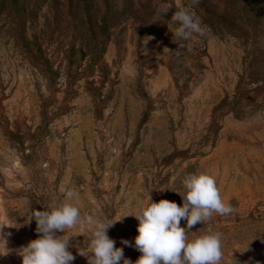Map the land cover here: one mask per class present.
Listing matches in <instances>:
<instances>
[{
    "label": "rangeland",
    "instance_id": "1",
    "mask_svg": "<svg viewBox=\"0 0 264 264\" xmlns=\"http://www.w3.org/2000/svg\"><path fill=\"white\" fill-rule=\"evenodd\" d=\"M190 3L0 0V264H21L31 212L68 190L135 262L132 215L148 194L182 206L196 172L234 211L189 240L219 232L220 264H264V0H199L205 35L185 40L172 16ZM67 236L88 264L87 224Z\"/></svg>",
    "mask_w": 264,
    "mask_h": 264
},
{
    "label": "clouds",
    "instance_id": "2",
    "mask_svg": "<svg viewBox=\"0 0 264 264\" xmlns=\"http://www.w3.org/2000/svg\"><path fill=\"white\" fill-rule=\"evenodd\" d=\"M199 0L176 9L172 21L179 27L175 36L189 39L192 34L205 35V27L197 16L194 7ZM184 193L178 194L182 206L176 202L160 200L153 202L148 194L149 203L132 215L137 221L138 235L134 238V247L141 253L133 262L124 257L123 248L115 247L116 241L108 236V230L116 221H99L92 216L82 218L80 209L70 201L78 197L74 190H68L64 202L48 205V210H33L31 218L36 223L38 238L31 240L18 250L21 264H72L75 256L68 250L71 236L66 230L76 229L87 224L90 232L89 252L85 257L88 264H220L223 259L222 234L208 233L189 240L187 233L195 225L204 224L213 213L228 215L234 211L223 201L216 179L208 173H190L184 177ZM62 191H64L62 189ZM128 217V216H125ZM181 220L186 226L181 227ZM0 225V242L7 251V239L10 234L3 233ZM58 232L64 235H57ZM125 246H133L122 240Z\"/></svg>",
    "mask_w": 264,
    "mask_h": 264
}]
</instances>
